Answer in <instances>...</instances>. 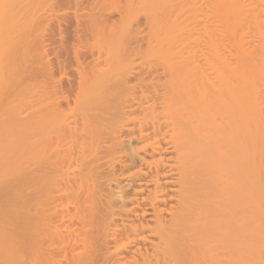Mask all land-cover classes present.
Listing matches in <instances>:
<instances>
[{
    "label": "bare ground",
    "instance_id": "obj_1",
    "mask_svg": "<svg viewBox=\"0 0 264 264\" xmlns=\"http://www.w3.org/2000/svg\"><path fill=\"white\" fill-rule=\"evenodd\" d=\"M0 264H264V0H0Z\"/></svg>",
    "mask_w": 264,
    "mask_h": 264
}]
</instances>
